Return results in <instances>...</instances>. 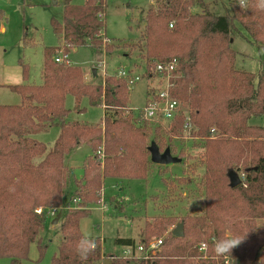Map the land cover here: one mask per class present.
<instances>
[{"label": "trees", "instance_id": "trees-1", "mask_svg": "<svg viewBox=\"0 0 264 264\" xmlns=\"http://www.w3.org/2000/svg\"><path fill=\"white\" fill-rule=\"evenodd\" d=\"M61 4L62 20L51 18L50 25L64 53L88 44L100 55L102 0H85L81 5L61 0ZM259 4L260 0H245L242 7L240 0H228L224 15L217 16L203 0H155V7L145 11L140 35L144 65L177 60L172 95L188 106L198 130L193 135L209 137L214 130L217 139L204 145L199 213L154 219L145 225L142 234L146 239L140 243L146 245L149 238L160 237L175 225H181L182 237L169 232L151 259H113L111 264H264V123H252L264 119V70L256 77L236 69L232 48L239 26L264 52V8ZM58 49H43L37 85L26 83L29 68L19 61L24 83L6 87L20 96L21 103L0 105V259H9L10 264L27 260L33 243L39 259L44 255L41 233L47 219L35 213L37 208H57L61 215L57 251L50 264H100L105 258L100 239L86 238L80 231V221L90 215L85 206L100 203L106 180L144 181L153 164L148 123L143 125L133 113L121 116L120 110L128 106L125 82L110 77L104 88L100 82L88 83L80 67L54 61ZM130 55L123 56L128 60ZM68 95L74 97V111L80 114L85 111L79 107L82 99L91 107L105 106L103 128L68 121ZM182 122L179 117L172 130H180ZM52 126L59 128V135L51 148L32 138ZM150 143L159 151L164 148L161 142ZM81 144H87L92 154L85 159L83 176L65 202L70 178L65 156ZM100 151L102 165L95 161ZM231 172L244 176L235 188L230 186ZM227 233L243 237V243L228 257L218 258L214 246ZM82 241L96 245L86 259L77 252ZM114 244L134 247L136 242L117 238ZM202 244L205 258L199 251Z\"/></svg>", "mask_w": 264, "mask_h": 264}, {"label": "rangeland", "instance_id": "rangeland-1", "mask_svg": "<svg viewBox=\"0 0 264 264\" xmlns=\"http://www.w3.org/2000/svg\"><path fill=\"white\" fill-rule=\"evenodd\" d=\"M82 1L73 0L72 4L80 5ZM203 1L209 6L210 12L217 16H223L225 8L228 7V0ZM103 4L105 6L103 33L108 43L105 47L102 46L101 54L99 55L88 44L72 48L68 53L67 65L80 67L86 74L85 79L88 83H101L97 63L102 59L103 53L106 55L109 73L115 72L118 68H133L135 71H140L145 64L141 59L144 52L140 51L142 45L140 35L145 26V11L155 7V0H103ZM62 16L61 0H0V84L13 83L20 79L19 61L30 68L28 81L34 84L40 83L43 49L57 47L63 49L50 25L51 18L61 21ZM233 38L232 48L237 56L235 68L244 69L257 77L260 71L264 70V52L251 43L248 35L239 26H236ZM108 45H113L114 48L107 50ZM126 45L134 48L130 50ZM129 52L131 55L127 60L123 55ZM93 69H96L95 77L92 76ZM145 89V82L142 81L128 90L127 108L143 105ZM5 94L16 97L15 101L6 99ZM18 99L17 94L1 88L0 102L17 105L20 103ZM181 104L184 110H188L185 108L188 107L187 105L183 102ZM65 107L69 110L68 121L92 126L99 124L103 128L101 123L104 112L101 106L91 107L87 99H82L79 107L84 108L85 111L80 114L74 111V97L68 95ZM120 111L122 117L128 115L127 110ZM140 124L138 122V125ZM145 126L148 134L147 143L151 144V141L163 143L164 148L160 152H164L165 148L169 147L171 156L179 159V162L168 166L152 164L144 181L106 180L102 184L99 198L101 200L102 197L103 201H106L104 203L106 210L103 213L99 209L100 204H89L85 209L90 215L80 221V231L84 237L100 239L102 251L105 253V258H102L100 264H111L113 259L126 260L120 256L123 247L114 244L116 237L130 236L134 233L137 244L146 239L142 231L145 225L152 223L154 219L180 218L185 215H196L200 211L203 198L200 183L204 173V145L207 140H216L217 134L212 132L209 137H201L199 134H192L198 131L195 127L190 133H185L181 129L175 131L166 127L156 129L155 126L148 124ZM58 135L59 128L52 126L33 134L32 138L51 148ZM91 154L90 147L81 144L79 148L72 149L65 156L64 163L70 174L64 194L65 202L71 198L74 188H77L76 181L83 176L84 161ZM95 161L102 163L100 155L95 156ZM240 174L242 175L239 173V176ZM51 221L52 219L46 220L45 230L41 233L42 243L46 245L43 257L39 259L37 244L33 243L29 249L28 259L22 264L51 263L57 251L59 229V223L51 227ZM175 228L176 225L171 226L162 236H152L148 241H163ZM200 252H203L205 258L206 248ZM0 264H10L9 259H0ZM225 264H230V261Z\"/></svg>", "mask_w": 264, "mask_h": 264}, {"label": "built area", "instance_id": "built-area-1", "mask_svg": "<svg viewBox=\"0 0 264 264\" xmlns=\"http://www.w3.org/2000/svg\"><path fill=\"white\" fill-rule=\"evenodd\" d=\"M103 4V0H102ZM105 6L103 4V11ZM104 12L100 14V19L103 22ZM103 35V46L105 47L108 40ZM56 63L68 62V54H65L63 49L57 50L54 57ZM99 75L101 76V86L104 88L107 77L113 76L118 80L125 82L128 90L133 89L137 83L145 82L146 89L144 90L145 101L140 107L126 108L128 113H133L139 122L148 123L155 127H166L171 129L176 124L177 119L182 117L183 122L181 130L185 133H190L194 129L191 117L187 110H184L181 102L176 99L172 93L175 89L174 78L176 76L177 60L172 59L166 62H155L151 66L144 65L140 71L129 70L126 68H118L115 72H108L106 55L103 53L102 59L97 63ZM139 72V73H138ZM105 106H102L104 109ZM212 130L211 132H213ZM101 162L103 161V151L98 152ZM240 181L244 180V176L239 177ZM103 196V194H102ZM77 203L76 201L74 202ZM99 209L104 213L106 205L101 197ZM37 215H44L46 219H55L58 209L50 208L43 210L37 208ZM162 240H156L145 244L137 243L134 247H123L120 256L124 259L147 260L151 259L155 253L160 251ZM205 245L202 244L199 251L205 250Z\"/></svg>", "mask_w": 264, "mask_h": 264}, {"label": "clouds", "instance_id": "clouds-1", "mask_svg": "<svg viewBox=\"0 0 264 264\" xmlns=\"http://www.w3.org/2000/svg\"><path fill=\"white\" fill-rule=\"evenodd\" d=\"M241 6H245V0H240ZM261 8H264V0H260V4L258 5ZM243 237L233 236L231 233H227L225 238L216 242L214 246V253L219 257H228L232 250L238 247L241 243H243ZM87 245L84 247V245ZM94 241H82L77 246V252L80 255L81 259H86L88 254L95 249Z\"/></svg>", "mask_w": 264, "mask_h": 264}, {"label": "water", "instance_id": "water-1", "mask_svg": "<svg viewBox=\"0 0 264 264\" xmlns=\"http://www.w3.org/2000/svg\"><path fill=\"white\" fill-rule=\"evenodd\" d=\"M92 74L96 76V69L92 70ZM150 161L155 165L168 166L170 164H175L179 162V159L171 156L169 149L160 152L155 143H151L149 146ZM230 186L235 188L240 185L241 181L238 175L234 172L229 173ZM61 215L57 214L55 219L52 221V225H56L60 219ZM175 237H182V227L179 225L172 231Z\"/></svg>", "mask_w": 264, "mask_h": 264}, {"label": "crops", "instance_id": "crops-1", "mask_svg": "<svg viewBox=\"0 0 264 264\" xmlns=\"http://www.w3.org/2000/svg\"><path fill=\"white\" fill-rule=\"evenodd\" d=\"M73 1V0H72ZM85 2V0H83L82 2H81V4H83ZM80 4V5H81ZM77 5V4H76ZM1 31L3 32L4 31V29L2 28L1 29ZM20 67V66H19ZM29 68V67H28ZM30 69V68H29ZM20 71H21V68H20ZM40 74V73H39ZM40 77V76H39ZM40 82H41V80H40ZM14 83V84H13ZM13 83H2V84H0V90H1V88H5V89H7V90H9L6 86H9V85H18V84H22V83H24V80H23V78H22V72H21V74H20V79L19 80H16L15 82H13ZM26 83H29V84H34V83H32V82H30V81H28V79H27V81H26ZM37 85V84H36ZM9 92H11L10 90H9ZM11 93H13V92H11ZM13 94H16V93H13ZM5 96V98L6 99H10V100H12V101H15V98L16 97H11V95H7V94H5L4 95ZM17 96H19L18 94H17ZM1 101V100H0ZM18 101L21 103V98H20V96H19V99H18ZM20 103L19 104H17V105H20ZM0 105H12V104H7V102H0ZM16 105V104H15ZM264 123V119H263V121H262V124ZM77 148H79V146L78 147H76L75 149H77ZM74 190H75V188H74ZM73 190V191H74ZM73 193V192H72ZM53 221V220H52ZM52 221H51V223H50V226L51 227H53L54 225H52ZM135 234L133 233H131V235L130 236H118V237H116L115 239H117V238H131V239H136V237L134 236ZM115 239H114V241H115Z\"/></svg>", "mask_w": 264, "mask_h": 264}]
</instances>
